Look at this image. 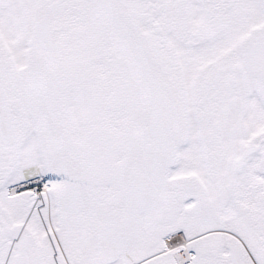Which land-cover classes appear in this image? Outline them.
<instances>
[{
  "label": "snow or ice",
  "instance_id": "6c2138e0",
  "mask_svg": "<svg viewBox=\"0 0 264 264\" xmlns=\"http://www.w3.org/2000/svg\"><path fill=\"white\" fill-rule=\"evenodd\" d=\"M0 264H264V0H0Z\"/></svg>",
  "mask_w": 264,
  "mask_h": 264
}]
</instances>
